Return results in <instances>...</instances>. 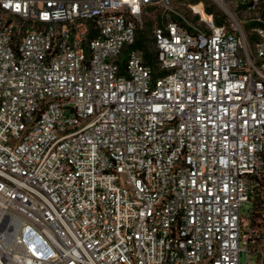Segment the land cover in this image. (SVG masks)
I'll list each match as a JSON object with an SVG mask.
<instances>
[{"label": "built area", "instance_id": "2783aa9c", "mask_svg": "<svg viewBox=\"0 0 264 264\" xmlns=\"http://www.w3.org/2000/svg\"><path fill=\"white\" fill-rule=\"evenodd\" d=\"M243 255L264 264V0H0V264Z\"/></svg>", "mask_w": 264, "mask_h": 264}, {"label": "trees", "instance_id": "16d2710c", "mask_svg": "<svg viewBox=\"0 0 264 264\" xmlns=\"http://www.w3.org/2000/svg\"><path fill=\"white\" fill-rule=\"evenodd\" d=\"M151 28L148 26L144 29H141L138 32L137 39L131 45V48H140L143 49L147 55L150 54V46H151V39H149L148 35L150 33Z\"/></svg>", "mask_w": 264, "mask_h": 264}, {"label": "rangeland", "instance_id": "374dc122", "mask_svg": "<svg viewBox=\"0 0 264 264\" xmlns=\"http://www.w3.org/2000/svg\"><path fill=\"white\" fill-rule=\"evenodd\" d=\"M186 1H190V2H193V1H195V0H186ZM251 25H256L254 22H252V21H248L246 24H245V27H249V26H251ZM242 262H243V264H244V262H245V256L243 255L242 256Z\"/></svg>", "mask_w": 264, "mask_h": 264}]
</instances>
